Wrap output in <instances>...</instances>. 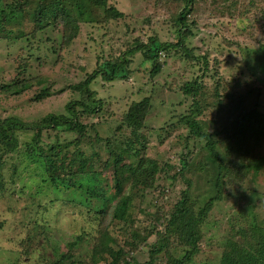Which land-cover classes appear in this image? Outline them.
Here are the masks:
<instances>
[{
    "label": "rangeland",
    "instance_id": "rangeland-1",
    "mask_svg": "<svg viewBox=\"0 0 264 264\" xmlns=\"http://www.w3.org/2000/svg\"><path fill=\"white\" fill-rule=\"evenodd\" d=\"M232 1L195 0L190 16L195 21L190 24L192 33L185 41L188 56L183 47L168 52L170 57L160 53L158 61L164 65L157 75L149 72L151 62L136 53L127 81L105 82L98 78L91 84L96 97L109 105L103 104L100 115L91 119L83 117L87 129L89 120L95 122L99 135L95 129H89L82 146L87 155L100 151L102 160H109V171L100 175L107 190L113 189L112 169L121 173L122 167L114 164L105 142L114 140L116 147L123 149L126 138L133 137L129 129L116 131V128L120 123L119 115L134 99L146 95L152 98L147 127L156 128L146 133L149 136L145 153L161 164L174 161L177 168L182 146H176V136L186 135L185 131L178 125L166 138L160 128L167 121L175 122L179 113H187L193 102L197 101L202 107L199 119L217 140L225 161L229 137L237 129L236 119L243 117L241 111L251 112L257 121L264 115V19L257 20L244 12L248 0H236V4ZM110 3L126 13V22L80 24L77 37L68 44H63L59 29H49L39 34V42L33 40L29 47L27 42L5 37L6 33L14 36L32 29L29 20L19 17L3 25L5 31L0 30V117L17 116L25 122H36L49 113L67 114L66 104L81 97L74 86L93 71L99 57L117 56L135 46L138 37L144 41L153 37L177 42L172 13L179 9V0H110ZM32 16L33 9L29 18ZM130 20L131 25L126 27ZM143 20L146 21L142 24ZM195 79L201 82L198 95L184 94L182 85ZM4 86L9 88L5 90ZM63 128L45 129L46 138H74V134L61 131ZM33 133L30 129L16 133L20 148L23 142H32ZM259 140L257 151L264 155V136ZM202 153L200 149L191 151L186 157L185 178L173 185H170L174 182L171 171L159 173L157 185L146 191L148 200L152 198L155 202L160 197L158 185H163V208H169L187 187L185 180L191 182L188 190L197 207L216 196L218 166L213 162L212 166L209 163L197 169ZM35 156L19 154V151L4 156L5 179L13 174L14 182L4 181V186L0 187V264H49L67 252L79 235L90 234L93 238L97 233L96 223L87 222L85 213L80 214L77 207L64 202L63 197L69 196V190L59 193L51 188L49 181L43 180L45 172L40 161H33ZM228 170L222 177L221 198L215 200L203 225L204 240L192 264H217L224 240L240 220L252 223L254 216L255 221L264 224V168L254 176ZM120 175L125 179L124 174ZM77 190L74 188L73 192L78 194ZM81 197L90 200L91 206L99 204L87 195ZM150 210L155 211V207L151 206ZM118 228L116 226L113 233L120 238ZM91 242L78 244L75 255L86 258ZM119 242L123 244L122 239ZM131 255L139 259L146 257L144 251Z\"/></svg>",
    "mask_w": 264,
    "mask_h": 264
},
{
    "label": "trees",
    "instance_id": "trees-1",
    "mask_svg": "<svg viewBox=\"0 0 264 264\" xmlns=\"http://www.w3.org/2000/svg\"><path fill=\"white\" fill-rule=\"evenodd\" d=\"M194 1L179 0V9L172 13L176 43L153 37L144 41L138 37L135 46L125 49L117 56L111 55L107 59L99 57L93 71L74 86L73 89L78 91L81 97L66 104L67 114L49 113L36 122H25L17 116L0 117V187L4 186V181L14 182L13 174L7 179L4 176L6 154H14L16 151L28 156L35 154L33 161H40L39 164L45 172L43 180L49 181L51 188L59 193L69 190V196L63 197L64 202L77 207L80 214L85 213L87 222L96 223L97 233L93 238L90 234L79 235L70 244L67 252L61 253L49 264H192L195 255L201 250L206 218L215 200L221 198L222 177L229 172V168L245 176L257 175L264 168V155L257 151L259 138L264 136V115L258 113L261 119L257 121L251 112L241 111L240 115L243 117L236 119L237 129L229 137L228 148L225 149L228 159L225 161V156L217 146V140L212 133L205 130L199 119L202 107L197 101L193 102L187 113H179L175 122L167 121L160 128L166 138L171 136L178 125L185 131L186 135L176 136V146H182L179 168L174 161L169 160L161 164L157 162V158L147 156L145 149L149 134L146 133L153 130V127L156 128L153 125L147 127V122L149 123L151 119L148 113L153 106L149 95L130 101L119 115L120 123L116 131L129 129L133 134L132 138H126L123 149L116 147L114 140L107 139L105 142L108 155L113 157L116 166L119 164L122 167L121 173L126 176L125 179L121 178V173L112 169L113 189L107 190L100 175L103 171H109V160L103 161L100 151L91 155L84 151L82 145L88 130H96V126L95 122L89 120L87 129L88 124L83 121V117L100 115L103 104L109 105L105 100L103 102L96 97L91 84L98 78L105 82L117 79L127 81L132 73L131 64L136 53L142 54L146 61L151 62L152 68L149 72L153 76L157 75L164 65L158 61L160 53L165 57L169 55L168 52L183 47L188 56L185 41L192 33L190 24H194L195 21L190 18ZM232 2L236 4V0ZM243 8L245 13L252 14L255 19H264V0H248ZM31 9L33 16L29 18ZM19 17L29 20L32 29L22 30L14 36L6 33L5 37L27 42L29 47L33 40L39 42L37 38L39 34L49 29H59L63 44H68L77 37L80 24H109L111 21L127 20L126 13L110 3V0H0L1 31H5L3 28L5 23ZM144 21L146 20H143L142 24ZM130 25L131 20L126 27ZM4 87L5 90L9 88ZM200 87L201 82L195 79L186 81L181 89L184 94L196 97ZM59 127H64L61 131L74 134V138L59 140L55 136L48 140L44 133L45 129ZM25 129L34 131L32 142H23L20 148L21 143L16 133ZM95 133L98 134V131ZM198 149L204 153L197 162L199 165L197 169L200 170L209 163L211 166L213 162L217 163L219 173L215 180L218 187L216 196L210 197L197 207L188 190L191 182L185 180L187 187L169 208H163L162 201L165 196L163 185H158L160 197L156 198L155 202L152 198L148 200L146 191H151L157 185L155 183L158 174L171 171L174 182L170 185L179 179L182 180L188 167L186 157L192 150ZM17 166V164L14 166L15 171ZM74 188L78 189V194L73 192ZM83 195L98 201L99 204L96 207L91 206L90 200L82 199ZM134 201H137L136 207ZM151 206L155 207V211L150 210ZM250 221L253 222L240 220L234 224L230 235L223 242L217 264H264V224L255 221L254 216ZM1 225L0 223V228ZM116 226L119 227L120 238L113 233ZM121 239L123 244L119 242ZM86 240L92 241L90 251L86 258L80 259L75 255L76 248ZM138 251H144L146 257L139 259L131 255L132 252Z\"/></svg>",
    "mask_w": 264,
    "mask_h": 264
}]
</instances>
